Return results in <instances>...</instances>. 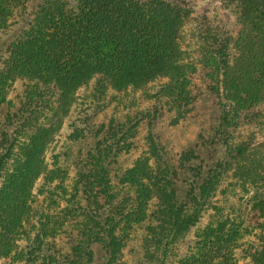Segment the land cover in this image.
<instances>
[{
    "label": "trees",
    "instance_id": "obj_1",
    "mask_svg": "<svg viewBox=\"0 0 264 264\" xmlns=\"http://www.w3.org/2000/svg\"><path fill=\"white\" fill-rule=\"evenodd\" d=\"M196 1L0 0V96L14 75L37 81L36 98L30 100L24 91V101L6 112L0 129L1 252L13 243L28 212V191L43 139L30 137L20 143L19 137L37 127L46 97L55 88L69 94L95 79L93 96L99 102L110 86L134 88L164 78L152 112L110 122L108 136L86 151L77 175L76 234L63 254L64 263L232 264L246 221L261 234L253 264H264V142L255 143L250 135L238 147L230 144L243 121H249L252 134L264 128V0L227 2L240 32L232 43L230 37L204 29L207 43L200 70L184 60L180 48L183 26ZM38 85L47 91H39ZM206 103L207 130L174 159L153 131L157 121L166 111L174 112L176 123L199 118ZM142 123L148 155L157 165L154 175L143 182L141 193L140 184H134L131 194L113 195L110 186L117 181H111L110 166ZM17 144L21 161L8 173ZM228 169L233 181L218 191ZM238 188L246 192L244 197L237 196ZM145 192L150 194L147 201ZM243 205L247 219L241 217ZM210 206L208 225L190 239ZM131 237L138 238V251L126 261L123 249ZM24 252L25 264H34L36 249ZM45 253L41 264H54L57 259Z\"/></svg>",
    "mask_w": 264,
    "mask_h": 264
},
{
    "label": "rangeland",
    "instance_id": "obj_2",
    "mask_svg": "<svg viewBox=\"0 0 264 264\" xmlns=\"http://www.w3.org/2000/svg\"><path fill=\"white\" fill-rule=\"evenodd\" d=\"M227 2L229 3V0H197L190 18L183 26L180 48L185 53L184 60L196 66L198 70H200L198 62L207 43L205 35H202L204 29L210 35L224 38L228 36L232 43L240 32V27L236 24V14L227 7ZM231 54V59H234V49L231 50ZM36 82L25 76L14 75L5 88L3 87L0 96V129L6 112L24 101V91L30 100L36 98L33 89ZM94 83L95 79H92L69 94L55 88L52 95L44 100L43 105L46 106L41 112L37 127L28 135L19 137L20 143L30 137H41L42 149L38 155L36 176L30 182L28 212L23 217L13 243L5 251H0V264H25L24 251L31 247L36 249L38 257L34 264H41V258L46 255L45 250L58 260L54 264H65L63 254L67 252L69 240L76 234L78 219L73 209L79 204L77 175L78 169L84 165L86 151L97 140L103 141L108 136L106 130L110 122L123 123L136 118L140 113L152 112L157 104L155 95L160 93L161 96L166 79L158 78L134 88L117 89L110 86L99 102L94 101ZM38 87L39 91H47L44 85ZM160 100H162L161 104H164L165 99L162 97ZM207 106L209 108L207 103L202 106L199 118H188L176 123L174 112L166 111L157 121L153 131L158 135L160 144L174 159L186 147L196 144L198 134H204L207 130L209 116ZM92 115L94 118L87 123L86 118ZM97 130H99L98 136L94 138L92 133ZM253 131L249 121L239 123V128L235 130L230 144L238 147L248 142L251 139L250 135L253 136L251 141L264 142V128L261 131L256 129L255 134H252ZM146 135L147 128L142 123L135 128L132 138L127 139L128 146L121 151L117 162L110 166L111 181H117V184L113 183L112 187L110 186V193L113 195L131 194L134 184H140L138 192L141 193L143 182L148 183L154 175L157 165L148 155ZM19 146L20 144H17L14 157L7 164L8 173L21 161ZM232 176L233 171L228 169L223 174L218 191L227 188V184L233 181ZM3 183L4 179H0V188ZM235 193L244 197L246 192L238 188ZM148 197L150 194L145 192L143 200H148ZM153 203L154 201H151L150 204ZM147 205L146 202L145 207ZM246 208V205L241 207L243 219L248 217L244 214ZM149 209H154V206H149ZM211 215L210 206L203 212L198 225L191 231L190 239L196 234L200 236V230L208 225ZM243 226L244 230L237 244L238 248L234 252L232 264H253L252 256L259 249L257 248L258 240L261 239L259 229H254L252 224L247 226L246 221H243ZM34 242L40 247L38 248ZM138 243V238H129L123 249L124 260H132L135 252L138 251Z\"/></svg>",
    "mask_w": 264,
    "mask_h": 264
}]
</instances>
